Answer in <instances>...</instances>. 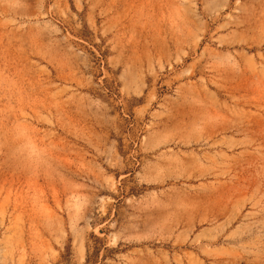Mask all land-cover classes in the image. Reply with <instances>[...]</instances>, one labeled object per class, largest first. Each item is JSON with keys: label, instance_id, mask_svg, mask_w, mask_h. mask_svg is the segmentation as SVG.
<instances>
[{"label": "rangeland", "instance_id": "374dc122", "mask_svg": "<svg viewBox=\"0 0 264 264\" xmlns=\"http://www.w3.org/2000/svg\"><path fill=\"white\" fill-rule=\"evenodd\" d=\"M0 264H264V0H0Z\"/></svg>", "mask_w": 264, "mask_h": 264}]
</instances>
